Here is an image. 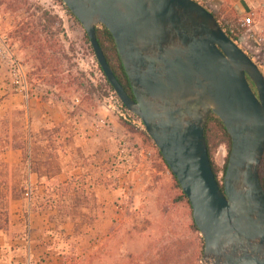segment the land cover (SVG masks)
<instances>
[{
  "label": "rangeland",
  "instance_id": "1",
  "mask_svg": "<svg viewBox=\"0 0 264 264\" xmlns=\"http://www.w3.org/2000/svg\"><path fill=\"white\" fill-rule=\"evenodd\" d=\"M1 1L0 41L2 37L6 39L9 53L7 57L0 55V115L26 109L33 134H38L42 128L63 124L60 133L63 147L58 160L55 159L63 170L61 178L82 175L88 186H92L98 209L93 212L94 221L89 222V218L68 221V230H64L66 224L61 227L54 224L50 233L45 231L34 236V245L25 244L19 250L13 240L18 239L21 228L15 217L16 206L11 205L29 206L30 199L25 194L21 199H12L9 230L0 232L9 236L12 243L5 249L0 244V264L6 260L8 264H45L42 252L46 250H38L39 246L50 247L55 258L50 264H202L204 241L192 228V212L187 201L180 200L181 192L172 173L160 158L153 140L144 134L145 127L139 121L131 127L120 124L121 100L107 89L80 22L60 0H25L30 10L20 7L14 11L8 10ZM195 1L216 14L224 27L244 29L239 26L242 17L251 16L254 27L250 33L244 29L240 47L254 62L257 56H264V0ZM37 7L63 22L67 37L64 48L68 56L63 60L61 77L65 78L66 85L63 90L49 83L51 76L40 71L34 47L22 43L15 33L21 21L30 20L29 15L36 18L40 15ZM14 63L23 66L28 97L18 92L13 77ZM259 68L264 72V68ZM70 75L77 76L89 90L70 88ZM18 94L21 106L14 100ZM208 144L219 171L218 180L223 184L229 147L214 123L209 127ZM22 159L21 151L4 153L1 162L7 167H0V171L8 189H22L26 193L29 185L35 187L37 178L33 184L31 176L29 181H20ZM25 210L27 212V208ZM47 214L52 215V212Z\"/></svg>",
  "mask_w": 264,
  "mask_h": 264
},
{
  "label": "water",
  "instance_id": "2",
  "mask_svg": "<svg viewBox=\"0 0 264 264\" xmlns=\"http://www.w3.org/2000/svg\"><path fill=\"white\" fill-rule=\"evenodd\" d=\"M80 22L123 105L139 117L192 208L202 264H264V74L195 0H62ZM112 34L134 99L110 67L97 27ZM251 81L256 91L250 85ZM231 137L223 188L205 129Z\"/></svg>",
  "mask_w": 264,
  "mask_h": 264
},
{
  "label": "trees",
  "instance_id": "3",
  "mask_svg": "<svg viewBox=\"0 0 264 264\" xmlns=\"http://www.w3.org/2000/svg\"><path fill=\"white\" fill-rule=\"evenodd\" d=\"M60 2L63 3L62 0H60ZM1 4L6 5L7 9L11 11L20 7H27L26 10H30L29 3L25 0H2ZM36 9L40 15L37 16V18L36 15H32L33 17L29 15L30 20L21 21L19 25H17L15 33L22 43L34 47L37 53L36 59L40 63V71L43 75L51 76L49 83L63 90L66 87L63 83L65 78L63 79L61 77V74H63V60L68 59L64 48V42L67 41V37L63 29V22L58 16L42 11L40 7ZM213 16H215L219 22L216 14L213 13ZM220 25L229 38L239 46V40L242 37L244 29H239L234 26L224 27L221 23ZM85 38L90 43L86 32ZM97 38L116 78L128 95L134 99L129 78H127L128 76L118 55L112 34L104 26H98ZM99 70L104 77L107 89L115 94L114 88L108 82L100 65ZM262 73L264 74L263 71ZM69 80L70 88L76 86L81 90H89L87 85H84V82H80L77 76L73 77L70 75ZM87 82L89 83L90 81L87 80ZM249 82L252 89L256 91L254 84L251 81ZM120 110L122 113L119 115V122L122 126L131 127L135 121H139L141 125L144 126L141 119L127 110L121 102ZM212 123L221 129L229 147V154L232 142L222 121L212 114L205 129V137L213 170L218 179L219 171L212 160L211 146L208 144L209 127ZM62 129L63 124L59 127H45L42 128L38 134H33L30 130V117L28 111L24 108L14 109L10 115H0V167H7V165L1 162V156L4 153L15 150L22 152L23 159L21 161L20 171L22 173V178L20 181H29L31 175H36L37 177V184L32 188L31 198L28 203L29 206L25 215L27 217L29 213H38L41 211L54 212L50 220L58 227L64 226L68 221L75 222L77 218H89V222H92L96 218L93 212H96L98 209L97 197L93 192L92 186H88V183L82 175L74 174L73 176H68L66 180L61 178L63 170L61 165L55 162V159L57 158L58 160L60 149L63 147V143H61L62 138L60 136ZM144 134L152 140L145 130ZM156 149L160 158L169 169L161 152L157 147ZM227 163L228 158L223 169V177L226 172ZM169 171L171 172L170 169ZM259 175L264 187V156L261 162ZM171 176H173V174ZM173 178L177 188L181 192L180 200H186L190 208L191 205L183 193L176 177L173 176ZM220 185L223 188V185ZM24 194L22 189H8L7 181L2 179L0 171V232L6 233L10 227V201L12 199H21ZM190 209L192 212V208ZM77 227L78 225H76V230ZM192 228L197 233H200L194 222L193 214Z\"/></svg>",
  "mask_w": 264,
  "mask_h": 264
},
{
  "label": "crops",
  "instance_id": "4",
  "mask_svg": "<svg viewBox=\"0 0 264 264\" xmlns=\"http://www.w3.org/2000/svg\"><path fill=\"white\" fill-rule=\"evenodd\" d=\"M18 102V106H21V99H20V95H16L15 99ZM12 103V101H10ZM16 158L19 159V157H17V155H15ZM19 156V155H18ZM36 175H31V181L33 184L35 181ZM22 204V205H21ZM18 205H11L12 208H14V206H16V212L15 213V217L18 218V224L20 229V233H18V239H14L13 243L18 244V249L22 248L23 246H25V244L27 245H34L35 244V240H34V236L40 232H45L47 231V234L50 233L49 230L50 228H53L54 224L51 222L50 217L54 214L52 212V215H48L47 212H38V213H29L28 214V219H26V208L28 209V205H25L23 203H21ZM14 218V217H13ZM14 220V219H13ZM15 222V221H14ZM27 227H29L28 231H26ZM64 230H68V226L66 224V226H64ZM46 233V232H45ZM46 234V237L48 236ZM12 240L9 239V236L0 233V244L2 245V249H5L8 244L12 243ZM38 250L42 251V250H46L42 252V255H44L45 258V264H50V261L52 260L54 262V256L50 250V247H42L39 246L37 248ZM20 250V249H19ZM32 247L29 248V252H31ZM4 264H8V260L3 261Z\"/></svg>",
  "mask_w": 264,
  "mask_h": 264
},
{
  "label": "built area",
  "instance_id": "5",
  "mask_svg": "<svg viewBox=\"0 0 264 264\" xmlns=\"http://www.w3.org/2000/svg\"><path fill=\"white\" fill-rule=\"evenodd\" d=\"M205 8L209 10L207 6H205ZM239 26L244 29L247 28L246 30L247 33H250L252 28L254 27V19L249 15H244L241 19V24ZM242 38L243 36L239 40V46H240V43L242 42ZM8 53H9V49L7 46L6 39H3L2 37L0 41V55L2 57H7ZM255 63L258 66L264 68V56L263 57L257 56V61ZM12 66H13L14 81H15V84L18 85V92L21 94H25L28 97V82H27V76L24 72L23 66L19 63L18 65L14 63ZM31 194H32V188H31V185H29L28 188H26L25 196L28 199H30Z\"/></svg>",
  "mask_w": 264,
  "mask_h": 264
}]
</instances>
